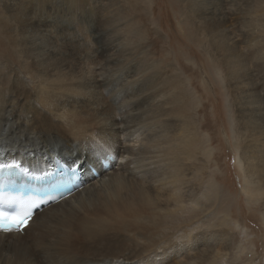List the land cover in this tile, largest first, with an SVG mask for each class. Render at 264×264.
<instances>
[{"label": "bare ground", "instance_id": "obj_1", "mask_svg": "<svg viewBox=\"0 0 264 264\" xmlns=\"http://www.w3.org/2000/svg\"><path fill=\"white\" fill-rule=\"evenodd\" d=\"M98 2L105 17L76 21L91 29L97 59L67 67L71 57L58 45L82 38L61 36L71 18L58 19L52 9L45 14L33 0H0V160L31 174L59 161L82 173L77 189L36 210L27 226L0 230V242L26 252L25 261L14 260L0 246V263L208 264V255L223 257L234 237L205 227L208 139L197 118L203 106L195 102L194 79L182 76L191 68L179 65L136 2ZM205 5L196 17L187 11L186 26L212 37L211 56L227 79L241 139L235 160L264 212V15L239 2H227L223 12L216 2ZM234 9L237 19L223 26L221 15ZM207 18L212 28L202 25ZM194 38L188 33V42ZM195 213L187 228L196 231L176 240L174 220Z\"/></svg>", "mask_w": 264, "mask_h": 264}, {"label": "rangeland", "instance_id": "obj_2", "mask_svg": "<svg viewBox=\"0 0 264 264\" xmlns=\"http://www.w3.org/2000/svg\"><path fill=\"white\" fill-rule=\"evenodd\" d=\"M33 1L41 5V10H45V14H50V9H52L60 13V15L58 13L56 16L58 19H61L59 18L61 14L71 18L68 24L63 25L64 31L61 36L65 35L66 38L71 31L74 32L72 34L82 37L78 41L67 38L66 43L61 42L58 45L62 51L71 57L65 59L66 63L64 66L71 67L78 60L84 61L87 65L94 64L97 57L92 54L93 48L97 45L89 40L91 29L87 28V26L81 27L76 24V21L80 18H88L91 22H97L100 17H105V12L100 10L101 3L98 0ZM130 1L136 2L140 8L139 15L147 16L151 25L164 35L165 45L169 46L170 42L174 54H177L179 58V65H187L191 68L190 71L185 68V72H180H184L182 76H186V79H194L190 80L189 83L196 91L194 93L195 102L201 103L203 106V111L198 113L197 118L202 120L204 127L202 132L208 139L204 148V153L206 152L204 158L208 164L209 176L208 182H205L206 197L208 199L206 197L204 199L209 211L208 216H206L207 224H205V227L207 226V229L224 228L231 232L234 237V245H231L230 249H228L229 251L226 250V255L224 254L223 257H218L213 261L212 256L214 258V254L212 253V256L208 255L210 257H208L210 262L208 264H264V212L260 208L262 201L259 193L252 190L255 187L247 183L246 177L241 172L240 165L235 160L238 153L237 149H240L241 139H238L239 136L236 133V115L235 111H233L235 109L232 105L231 95L227 90V79L219 65L212 59L211 51H216V49L213 48L212 44L210 46L208 43H211L212 40L208 30L200 29L203 32V37H201L200 34L195 32L197 30L195 26L193 27L190 24L193 29L191 27L187 29L186 26L187 22L190 21V18H187V11H190L191 15L194 14V11L195 13L197 12V15H201L207 1L216 2V10L218 12L226 10L227 5L225 4L227 2L231 4L239 2L240 5L244 4L247 9H252L253 15L256 16L257 13L264 15V0H220V2L217 0H122L125 5H129ZM201 1L205 6L201 4ZM74 3L85 4L75 8L77 6ZM88 3H90V6H87ZM60 4L68 5V11L71 13L68 14L64 11ZM41 13L39 12L37 16ZM215 16H220V14ZM221 16V23L225 26L234 23L238 13L234 9L229 13H223ZM64 17L62 16L63 19ZM262 17L264 18V16ZM210 18H207L205 23L202 22V25L212 28ZM99 25H92V28L95 27L94 31L99 29ZM188 33H194L195 38L191 42L187 41ZM215 35L214 38L219 40L217 32ZM262 35L264 37V32ZM219 43L223 45L220 40ZM252 66L256 68L255 64H252ZM260 76L264 77V63L262 68H260ZM255 186L258 188L257 184ZM193 215L174 220L172 233H175L176 240L180 241L182 236L190 230L196 231L198 227H193V225L192 228H187L190 219L194 218L193 223L197 220L198 215L196 213ZM24 240H28V238L25 236ZM0 246L10 248L13 251L14 260L25 261L21 254L26 252L19 250L16 244L7 245L0 242ZM225 256L227 257L225 258ZM192 264H196V261L193 260Z\"/></svg>", "mask_w": 264, "mask_h": 264}, {"label": "snow or ice", "instance_id": "obj_3", "mask_svg": "<svg viewBox=\"0 0 264 264\" xmlns=\"http://www.w3.org/2000/svg\"><path fill=\"white\" fill-rule=\"evenodd\" d=\"M0 167H2V166H0ZM20 223H25V221H21Z\"/></svg>", "mask_w": 264, "mask_h": 264}]
</instances>
